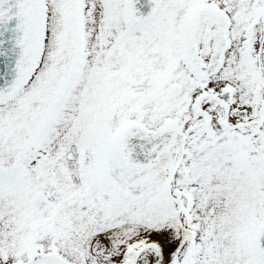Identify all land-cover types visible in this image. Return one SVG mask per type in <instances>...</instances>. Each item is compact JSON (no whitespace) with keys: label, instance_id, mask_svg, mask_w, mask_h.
Wrapping results in <instances>:
<instances>
[{"label":"snow or ice","instance_id":"6c2138e0","mask_svg":"<svg viewBox=\"0 0 264 264\" xmlns=\"http://www.w3.org/2000/svg\"><path fill=\"white\" fill-rule=\"evenodd\" d=\"M0 264H264V0H0Z\"/></svg>","mask_w":264,"mask_h":264}]
</instances>
